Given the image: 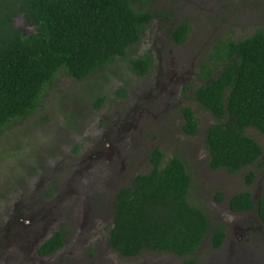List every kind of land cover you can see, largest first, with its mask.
<instances>
[{
	"label": "rangeland",
	"instance_id": "obj_1",
	"mask_svg": "<svg viewBox=\"0 0 264 264\" xmlns=\"http://www.w3.org/2000/svg\"><path fill=\"white\" fill-rule=\"evenodd\" d=\"M153 4L170 21L150 25L126 57L116 58L87 80L60 75L34 114L0 134V264H264V245H228L240 233L239 219L251 220L254 216L234 214L228 202L244 191L251 193L254 202L262 196L264 156L261 166L248 167L234 176L211 170L204 134L214 119L194 100V92L201 85L198 69L208 60L214 44L223 39L239 41L264 28V0H153ZM168 22L190 26L183 44L169 42ZM14 24L24 34L33 30L22 16ZM145 54L152 56L153 64L149 73L138 76L130 70L129 59ZM169 78L172 82L168 85ZM99 96L105 100L96 108ZM184 108L193 110L197 117L200 133L195 137L182 129ZM245 134L264 150V134L252 128ZM154 146L163 151L165 160H182L191 177V202L205 211L213 226H224L226 245L214 249L206 239L187 257L143 252L125 258L106 245L90 242L66 244L50 257L38 256V245L26 241L29 228L25 224L30 221L27 209L37 213L40 223L36 222L35 229L47 236L57 226L55 221L47 225L52 212L59 210L52 206L55 193L70 195L78 187L70 181L83 182L84 177L95 173L107 176L111 169L118 175L116 183L126 186L134 175L150 170L148 156ZM78 163L90 171L84 172L85 166L75 167ZM251 169L256 179L247 186L243 176ZM104 179L100 178L103 183L99 186L115 182V178L111 182ZM45 192L50 196L42 207L38 201H44ZM80 215L81 212L71 222L68 241L81 226ZM250 237L248 241L256 238Z\"/></svg>",
	"mask_w": 264,
	"mask_h": 264
},
{
	"label": "trees",
	"instance_id": "obj_2",
	"mask_svg": "<svg viewBox=\"0 0 264 264\" xmlns=\"http://www.w3.org/2000/svg\"><path fill=\"white\" fill-rule=\"evenodd\" d=\"M148 6V0H0V134L34 114L60 75L87 80L116 58L126 57L153 18ZM18 16L33 26L28 34L15 26ZM189 31L184 24L171 31L172 39L181 44ZM129 64L133 73L144 76L150 56L129 59ZM200 68L203 84L194 100L214 119L204 134L210 169L234 176L261 166L264 150L245 130L264 134V28L239 41H217ZM104 100L97 97L95 107ZM182 115L184 133L197 136L193 110L184 108ZM148 159L152 168L116 195L112 249L125 258L143 252L187 257L206 239L220 249L225 228L213 226L205 211L191 202V177L182 160H165L157 146ZM255 179L252 169L243 176L247 186ZM228 206L233 213L257 210L264 226V192L256 202L250 192H240ZM60 243L51 238L41 254L55 252Z\"/></svg>",
	"mask_w": 264,
	"mask_h": 264
},
{
	"label": "flooded vegetation",
	"instance_id": "obj_3",
	"mask_svg": "<svg viewBox=\"0 0 264 264\" xmlns=\"http://www.w3.org/2000/svg\"><path fill=\"white\" fill-rule=\"evenodd\" d=\"M148 4H149L148 9L153 15V18L151 19L150 23L145 27V29L142 31L139 40L135 44H138L142 40L143 38L142 35L144 31H146L150 25L158 24L161 26L163 25V22L166 23L168 19L166 16L162 14L161 11L157 12V9L153 8L154 7L153 0H148ZM168 23L170 26L168 27V30L166 31L167 38L169 39V42H173L176 44V42L172 39L171 31L178 30L184 24L183 23L174 24L170 22ZM190 31H189V34H190ZM146 55L150 56L151 66L148 69V71H150L152 64H153V58L150 54H145L143 56H146ZM200 69L201 68L199 67L198 78H199ZM198 81L201 83V85L203 84V80H201L200 78L198 79ZM171 82H172V78H169L167 80L168 85ZM93 163L94 162L92 161L90 164H93ZM90 164H87V165H90ZM77 166H80V167L85 166L84 168H82L84 172L90 171V168H88V166L83 165L81 163L76 164L75 167ZM106 173L108 174L107 176L105 174H101L99 177L102 179H104L105 177L104 180L108 182H111V180L115 178L114 184L107 185L108 188L107 186L106 187L99 186L101 180L98 177V175L95 173V175L92 174L91 176L87 178L84 177L83 182L74 181V180L70 181L74 184V186L76 185L78 186V187L76 186L77 188H74L73 191L70 192V195L67 193H60V192L54 194V196L52 197V202H53L52 206L54 205L58 206L59 210L55 214L52 212L51 214L52 218L49 220L47 225H50L53 221H55L57 222V226L47 236H41V234H39L37 229H35L36 222L40 223L37 213H35L34 211H31V209L26 210V212L30 214V217H29L30 221L29 222L27 221L25 224L26 227L29 228L27 232L28 237L26 238L27 239L26 241H32L33 245H38L36 253L38 254L39 257H43V258L50 257L51 255H54L56 252L61 250L66 244L68 245H90V242H91L93 243L91 245H102L104 247L106 245L107 247H109V249L113 250L109 243V235L113 227V221H114L113 211H114L115 198L119 190L131 185L133 178L137 176L138 174L134 175L131 178L130 183L128 185L119 186V183H116L118 180L117 179L118 175L115 173L114 169H111L110 172H106ZM72 176L75 177V170ZM114 189H116L114 195L112 196L108 195V193ZM49 196L50 194L45 192L42 196L44 198V201H38V203L42 207H44L47 204L46 199ZM60 206H61V210H60ZM79 212H81L83 215V221L80 227L78 228L76 227V236L74 235L73 237H71L70 241H68L69 240L68 238H70L71 222L72 220L76 221L77 214ZM251 213L254 214L253 219L247 220L250 217L240 218L239 219L240 221L238 222L240 226L237 224V222H235L238 227L237 230L240 233L236 234L234 238L230 239V242L228 243L230 247L232 246L236 247V245L245 246L246 244H248V245L258 248L259 245H264V226L262 225L259 219L257 210L254 209L252 211L234 213V214L250 215ZM31 227H33V229ZM249 231H251V234H249ZM250 236H255L256 237L255 240L250 239L248 241L247 239L251 238ZM53 237H56L57 241L61 242L60 248L51 254L42 255L40 251L41 247ZM260 238L262 242L260 241ZM223 245H226V241L224 242ZM262 252H263V249H262Z\"/></svg>",
	"mask_w": 264,
	"mask_h": 264
}]
</instances>
